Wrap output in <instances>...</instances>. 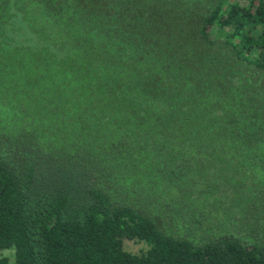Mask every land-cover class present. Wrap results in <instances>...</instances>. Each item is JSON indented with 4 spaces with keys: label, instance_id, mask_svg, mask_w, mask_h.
<instances>
[{
    "label": "trees",
    "instance_id": "16d2710c",
    "mask_svg": "<svg viewBox=\"0 0 264 264\" xmlns=\"http://www.w3.org/2000/svg\"><path fill=\"white\" fill-rule=\"evenodd\" d=\"M7 250L264 264V0H0Z\"/></svg>",
    "mask_w": 264,
    "mask_h": 264
},
{
    "label": "rangeland",
    "instance_id": "374dc122",
    "mask_svg": "<svg viewBox=\"0 0 264 264\" xmlns=\"http://www.w3.org/2000/svg\"><path fill=\"white\" fill-rule=\"evenodd\" d=\"M123 249L130 253H138L140 250L145 248V245L141 242H136L130 239H123L122 241ZM0 255L9 256L10 251H2Z\"/></svg>",
    "mask_w": 264,
    "mask_h": 264
}]
</instances>
